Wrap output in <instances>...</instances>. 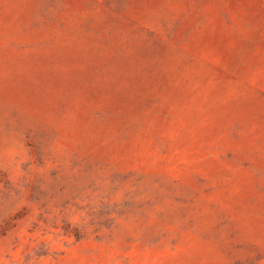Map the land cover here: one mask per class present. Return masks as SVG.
<instances>
[{"label": "rangeland", "instance_id": "374dc122", "mask_svg": "<svg viewBox=\"0 0 264 264\" xmlns=\"http://www.w3.org/2000/svg\"><path fill=\"white\" fill-rule=\"evenodd\" d=\"M0 264H264V0H0Z\"/></svg>", "mask_w": 264, "mask_h": 264}]
</instances>
